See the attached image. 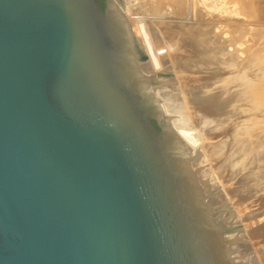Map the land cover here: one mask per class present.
Segmentation results:
<instances>
[{"label": "water", "instance_id": "water-1", "mask_svg": "<svg viewBox=\"0 0 264 264\" xmlns=\"http://www.w3.org/2000/svg\"><path fill=\"white\" fill-rule=\"evenodd\" d=\"M147 60L109 0H0V264H222Z\"/></svg>", "mask_w": 264, "mask_h": 264}, {"label": "rangeland", "instance_id": "rangeland-1", "mask_svg": "<svg viewBox=\"0 0 264 264\" xmlns=\"http://www.w3.org/2000/svg\"><path fill=\"white\" fill-rule=\"evenodd\" d=\"M119 1L141 54V28L159 48L158 68L135 67L164 122L188 131L200 209L232 232L216 236L221 263L264 264V0Z\"/></svg>", "mask_w": 264, "mask_h": 264}, {"label": "bare ground", "instance_id": "bare-ground-1", "mask_svg": "<svg viewBox=\"0 0 264 264\" xmlns=\"http://www.w3.org/2000/svg\"><path fill=\"white\" fill-rule=\"evenodd\" d=\"M115 7H116V4L118 3V5L119 4H121L120 3V1L119 0H109ZM117 2V3H116ZM142 30V33H143V35H144V38H146V50L148 51V54L149 55H153V60H150V62L152 63V65L155 67V68H158L157 66H159V62H161L162 61V59H161V57H159V50H157V49H159L154 43H152V39H149V37L147 36L148 34H147V32L143 29V28H141ZM148 37V38H147ZM145 40V39H144ZM162 53V52H161ZM195 113V112H194ZM165 123V122H164ZM165 125H167L166 123H165ZM178 133H179V135H180V137L184 140V141H188V131H185V129L184 128H180L179 130H178ZM229 239V238H228ZM232 259V258H231ZM233 261V260H232Z\"/></svg>", "mask_w": 264, "mask_h": 264}, {"label": "trees", "instance_id": "trees-1", "mask_svg": "<svg viewBox=\"0 0 264 264\" xmlns=\"http://www.w3.org/2000/svg\"><path fill=\"white\" fill-rule=\"evenodd\" d=\"M99 1H100L102 9L105 10L106 9V0H99ZM154 123L157 126V123L156 122H154ZM157 128H158V126H157Z\"/></svg>", "mask_w": 264, "mask_h": 264}]
</instances>
